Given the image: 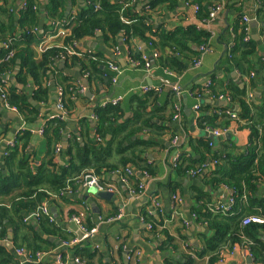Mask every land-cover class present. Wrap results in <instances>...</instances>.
<instances>
[{
	"label": "crops",
	"instance_id": "0c3cea01",
	"mask_svg": "<svg viewBox=\"0 0 264 264\" xmlns=\"http://www.w3.org/2000/svg\"><path fill=\"white\" fill-rule=\"evenodd\" d=\"M66 1L65 17L83 11L84 0ZM136 1L133 0V3ZM152 1L139 0L135 4V12H141L144 7L147 10L148 4ZM166 1V4H162L161 8H158L155 12L152 11L153 13L151 12L152 14L149 17V24L153 30L151 34H155L160 30L172 32L177 27L192 25L207 30L214 40L211 46L212 52L204 56L198 54L191 63L183 56L182 60L181 56L178 55L179 61L187 65V68L181 74L162 69L155 64L150 72L135 66L129 61L123 33H119L117 44L112 46V43H105L103 32L98 31L95 36L77 43V53L75 55H69V49L72 45L66 47V57L78 56L81 59V56L85 54H99L101 57L99 62L102 63V68L105 65H108L109 70L110 66L118 67L117 72L110 70L114 74L111 84L94 83L91 86L87 79L88 73H83L79 65H72L71 59L67 60L66 57L62 59L61 57L60 61L55 63L50 71V80L53 79L56 83L49 81L45 84L50 89V100L47 104L44 101L39 104L36 103L41 112L39 119L32 124L24 121L17 108L16 111L11 110L13 107L9 106L6 98H3V96H6L5 92L11 84L18 91H27L31 100L34 91L38 88L30 79L27 80L25 85L17 82L15 76L19 70L18 67H20L18 63L14 70L7 73L6 82H2L3 84L0 85V109L2 110L0 112V168H4L5 153L7 151L11 153L13 149L10 148V144L16 142V146L21 152L19 158L21 164L24 163V166H28L27 168L31 170L35 177L39 175L38 173L42 168H49L53 164H57V170L69 166L70 159L67 154H69L68 150L71 146L77 145L79 148H84L97 136V122L99 120L96 114L97 106L119 100L117 105L120 106L121 111L113 124L114 132L121 131L122 136L126 135L127 138H130L131 143L137 145L138 151H143V155L147 159V165L152 168L154 174L152 176L144 175L145 173H142L138 167L132 165L105 173L102 178L96 175L93 170H89L94 176L103 180L102 183L114 186L115 190L111 192L114 196L111 200L101 198L98 194L90 192V189L74 180V185H68V191L62 194L61 197H55V201L44 202V204H48V209L54 221L67 232L74 234L75 238H79L78 234H82V232L78 225L71 222V218L82 214V226L88 228L91 225L92 227L88 229H97V232L89 238V242L93 244L95 249L101 250L105 261L110 262V264H121L118 254L120 249L122 264H135L136 262H140V264H166L169 256L179 259L180 264H184L185 255L190 254L194 257L196 252L201 251L205 239L210 235L206 226L199 224L195 220V215H192L197 194L199 192L204 193L210 197L211 203L217 204L218 202L227 203L233 198V192L226 186L212 188L206 184L209 171L213 169H204L197 176H179L176 169L172 168L171 160L175 156V152L180 151L181 144L185 145V150L191 151V154L198 159L197 152L187 144V139H193L195 142L208 141V147L212 152L222 151L225 155L229 154L235 157L244 154L250 144L251 133L243 122L234 119L230 126L220 127V120L215 119L224 109L228 110L224 111L226 115L230 116V113L238 115V108H229V105L232 104L230 95L216 94L211 89L209 90L210 86L218 87L209 79L214 73H217L219 78L226 76L222 71L219 72L218 67L228 54L229 47L231 49L234 45L235 38L231 33L228 43L218 44V41L224 35L225 30L234 25L239 14L236 11L234 13L229 12L225 0H203L205 2L203 7L209 12L208 18L203 20L199 17V12L196 14L194 11V5L197 4L193 2L194 0ZM238 1L244 18H248L250 23L252 21L257 22V25H250V23L247 24L243 21L247 26L245 28L249 30L250 38L256 42V53L251 58L255 69L249 75H245L232 66L230 78L240 88L247 90L246 101L250 104H256L264 95V33L262 34L261 24L256 20L255 13L261 8L262 4L264 5V0ZM26 2L27 0H14L13 4L12 1H7L5 4V1L1 0L0 8H8V5L10 7L11 5L12 7L15 6L13 13L18 18L21 10L26 9ZM48 5L49 0H36L33 6V12L37 15L39 22L36 32L40 36L37 43L32 45L33 48H31L32 53L35 54V59H40L42 53L49 48L61 47L64 44L65 37L71 32V27L63 23L66 20H51L47 17L46 7ZM217 6H221L222 9L216 15L215 20L211 21V13L214 12ZM8 18L7 14L4 16L0 12L2 21L5 22ZM52 23L54 27L50 29ZM45 26H48L46 31H44ZM19 33L18 30L17 34ZM136 44L143 51V55H147L153 62L162 55L157 50L149 51V54L144 52L147 50V45L143 41L137 40ZM190 48L195 53L200 52L196 46ZM185 54L189 57L188 52ZM166 56L165 64L168 63L167 61L170 62L171 58L176 55L173 54L172 56V53H170ZM197 60H200L201 64L195 68L193 64ZM256 63L259 64L256 65ZM115 78H117V81L114 83ZM208 82H210V86L207 87ZM251 82H254V84ZM202 84L205 85L199 93L196 92L197 90L192 91L193 88ZM144 86L161 88V92L145 94L141 91ZM175 87L181 89V94L173 92ZM59 91L63 93V110H59L57 107ZM170 93H172L171 97ZM222 103H225V105L221 106ZM203 109L206 111L204 114ZM205 115L214 120L211 127L202 128L199 126L200 118ZM54 119L62 120L65 123L62 139L55 146L49 143L47 135H45L46 126ZM211 131H218L220 135L215 136ZM211 135L216 139H212ZM112 138V134H107L105 140L109 141ZM175 139L178 140L177 145L173 144ZM145 141L155 142L158 146L146 149L141 145ZM57 146H60V151H56ZM173 147L177 150L173 151ZM75 150L74 147L73 152ZM116 160L117 158L114 156L110 162L115 164ZM20 166V163L14 161L12 163L13 172L19 173ZM140 184L144 185L146 190L140 192L137 196H132V191L135 190L134 187ZM260 184L264 192V181ZM197 191L199 192L197 193ZM19 194V191H13L8 196H0V207H10L12 202L18 199ZM154 197H157L156 200L160 203L158 209L154 208L151 202ZM143 208H147L150 213L154 214L156 219L164 218V227H161V230L170 228V234L175 238L177 251L170 249L172 254L169 255V253L161 250V244L164 240L162 235L155 239H149L151 234L148 225L151 222L142 221L141 210H144ZM119 213L122 214L120 220L108 222L109 219ZM182 221L186 230L183 231L182 235H178L176 229L174 230L172 227H175L173 225L178 223H180V226ZM30 223L35 226L38 222L32 221ZM30 223L25 224L22 220L24 226L30 225ZM22 224L20 223V225ZM4 225L6 237L0 238V242L10 244L11 248L1 247L13 253L15 264H60L58 254L62 257V264H76V258L69 251V247L63 246L61 241H55V239L40 233L38 228L36 231L39 232L41 237L50 243H56L57 248L47 252V255L39 261L27 263L25 258L17 253V250L25 249L35 258L36 254L41 252L33 255L31 250L26 247V243L20 245L19 241L17 242L19 246L15 247L14 226L7 220ZM1 227L3 226L0 225V235L2 232ZM195 262V264H207L208 257L196 258ZM216 264L264 263L256 262L247 247L236 243L232 248L227 247L222 250L221 258Z\"/></svg>",
	"mask_w": 264,
	"mask_h": 264
},
{
	"label": "trees",
	"instance_id": "16d2710c",
	"mask_svg": "<svg viewBox=\"0 0 264 264\" xmlns=\"http://www.w3.org/2000/svg\"><path fill=\"white\" fill-rule=\"evenodd\" d=\"M1 1V0H0ZM12 1L14 0H2ZM85 5L82 12L70 14L65 17L66 0H49L47 8V17L51 20H66L71 27V32L65 37L64 44L61 47H52L42 53L40 59H35V54L32 53V45L37 43L40 38L36 32L39 26L37 15L33 6L36 0H27L26 9L21 10L20 15L16 18L13 13L15 6L0 8V12L8 19L2 21L0 19V42L8 41L9 48L0 47V85L5 79L8 72L14 70L17 66V61L20 60V67L16 74V80L23 85L27 80L33 81V84L38 88L34 91V96H29L25 90L18 91L12 84L5 92L7 101L10 106L16 107L22 114L24 121L32 124L40 117V110L37 104L44 101L46 104L50 100V89L45 85L50 80L51 67L60 61L62 56H66V47L74 43H80L86 38L95 36L98 31L103 32L106 44H117V36L119 33L124 34L125 43L127 45L128 55L136 61L142 60L143 51L137 46L136 41L140 40L146 43L147 50H157L161 57L154 61L156 66L168 71H174L181 74L186 68L178 57L182 56L190 61L194 60L200 52L195 53L190 47L196 46L200 49L201 46H212L213 38L207 30L199 29L196 26L177 27L174 31L160 30L155 34L152 31V26L149 24V17L162 4H166V0H153L148 4L147 10L144 9L136 13L133 0H84ZM171 1V0H170ZM226 7L229 12L236 11L239 15L232 27L225 30L224 35L218 41V44H226L229 42V36L233 33L235 43L229 47L228 54L220 62L218 70L225 73V77L219 78L217 73H214L209 79L213 84H217V88L210 86L213 93L229 94L231 97V105L229 108H238L237 120L243 122L245 127L250 130V144L248 150L240 156H232L224 154V152H212L208 147V141H197L187 139L189 146L198 154V159L191 154V151L185 150V145L181 144V160L176 168V173L179 176L186 177L191 169L200 168L205 164H210L216 161L213 170L209 171L206 178V184L212 188L226 186L233 192L235 205L233 207L232 216L222 213H215L209 210L211 203L210 197L204 193L197 194L196 204L192 210V215H195V220L205 225L210 235L203 243L201 251L192 255H185L184 264H195L196 258L208 257L207 264H216L221 258L222 250L232 248L235 244H242L250 250L254 260L259 263H264V224H250L243 226V220L249 216L264 217V192L261 182L264 181V95L259 99L258 103L250 104L246 101V89L240 88L230 78L232 66L237 68L245 75H249L255 68L252 65L251 58L256 53V42L250 38L248 42L245 38L248 34L243 23L244 15L241 13L240 2L238 0H225ZM35 2V3H34ZM200 7L199 17L203 20L208 18V13L204 6L203 0H194ZM213 6L215 4H212ZM5 6V5H4ZM208 8V7H207ZM153 11V12H152ZM201 11V15H200ZM209 11V10H208ZM152 12V13H151ZM256 20L261 24L262 34L264 33V5L255 13ZM58 22V21H56ZM55 23V22H53ZM53 23L50 29L53 28ZM48 26H45L46 31ZM20 31L17 34V31ZM9 52L14 53L12 60H6ZM176 55L165 64L167 54ZM188 52L189 57L185 54ZM179 55V56H178ZM171 56V55H168ZM78 56L66 57L71 59L72 65H79L83 73H88V80L92 86L94 83H112L114 74L109 70L108 65L101 67L99 62L100 55L85 54ZM247 64L248 66H246ZM259 63H256L258 65ZM246 66V68H245ZM217 70V71H218ZM254 84V82H251ZM203 85L193 88V92L199 93L203 89ZM205 88V86H204ZM195 90V91H194ZM151 94V93H150ZM172 93H170V97ZM34 102V103H33ZM37 103V104H36ZM227 108V109H229ZM226 109L216 116V120H220L221 126H230L232 116L226 115ZM232 110V109H231ZM120 106L108 103L105 107L97 106L96 114L98 115L97 136L92 139L84 148H79L77 145L68 150L70 165L63 167L60 170L56 169L57 164L51 165L49 168H42L38 176H34L24 163L21 164V152L18 146L11 150V153L6 158L4 168H0V196H8L13 191H19L17 200H14L9 206L0 207V225L3 226L0 238L6 237V228L4 222L7 220L14 226L16 237L15 247L26 243V247L31 250L33 255L37 252L45 253L57 248L56 243H50L43 239L40 233L48 236L55 241L70 242L75 238V235L67 232L58 223L51 222L48 217L42 216L37 225L24 226L22 220L25 215L35 211L44 202L55 201V197H61L62 194L68 191V185H74V180L79 178L85 172L93 170L96 175L102 178L105 173L117 171L119 168H126L128 165L136 166L142 173L152 176L154 174L152 168L147 165V159L143 155L142 150H137V145L130 142V138L126 135L122 136L121 131L114 132L113 124L117 120L120 113ZM228 111V110H226ZM203 114L206 112L202 110ZM214 120L210 116H203L199 120V126L202 128L211 127ZM65 127L64 121L55 120L49 123L45 129V135L51 145L57 144L62 139V131ZM214 128V127H212ZM243 128V126H242ZM112 134L113 138L106 141V135ZM76 143L75 139H73ZM185 141V142H186ZM77 144V143H76ZM144 148L148 149L152 146H158L155 142H142ZM74 147L76 148L73 152ZM177 148L173 147V151ZM117 160L112 164L110 160L113 157ZM17 161L20 163L19 173H14L12 163ZM25 162V161H24ZM131 178V177H130ZM101 182L103 180H100ZM140 182V181H139ZM138 182V183H139ZM260 185V186H259ZM138 186L134 187L138 190ZM211 203V204H210ZM144 209V208H143ZM147 209V208H145ZM141 210V216L145 221L151 222L153 227L150 229L151 237L155 239L162 235L164 238L161 244V250L165 253H170V249L177 251L175 246V238L170 234V228L164 227V218L156 219L154 214L149 210ZM169 217V215H168ZM20 223L22 225H20ZM174 224L172 227L182 235L186 230L183 221ZM119 226V225H118ZM92 226L89 225L88 228ZM38 228V231L36 229ZM31 233V234H30ZM184 238V237H183ZM69 251L73 256L84 264H110L105 261L104 255L100 249H95L89 240L80 242L77 245L69 247ZM121 264L122 253L121 249L118 252ZM15 257L11 251L0 246V264H15ZM115 264V263H113ZM135 264H140L136 262ZM166 264H180L179 259L169 256Z\"/></svg>",
	"mask_w": 264,
	"mask_h": 264
},
{
	"label": "built area",
	"instance_id": "2783aa9c",
	"mask_svg": "<svg viewBox=\"0 0 264 264\" xmlns=\"http://www.w3.org/2000/svg\"><path fill=\"white\" fill-rule=\"evenodd\" d=\"M222 7L221 6H217V8L214 10V12L211 13V21L215 20L216 18V15L221 11ZM200 8H199V5L195 4L194 5V11L195 13L197 14L199 12ZM243 21L247 24L250 23V20L248 18H243ZM63 23L67 26H70L68 22L66 21H63ZM247 30V28H246ZM249 30H247L248 32ZM250 40V36H249V33L247 34L246 38H245V41L248 42ZM1 43V48H9V42L8 41H3V42H0ZM76 49H77V43L72 45V47L69 49V55H75L77 52H76ZM200 54L202 56L206 55V54H209L212 52V48L210 46H201L200 49ZM66 56H62V59H64ZM14 58V53L13 52H9V54L7 55L6 57V60H12ZM129 61L134 64L135 66L137 67H140V68H143L145 69L147 72H150L151 69L153 68V65H154V62L147 56V55H142V60L141 61H136V60H133L130 56H129ZM201 64V61L200 60H197L196 62H194L193 66L195 68L199 67ZM110 70H113V71H118V67L116 66H110ZM10 73V72H8ZM119 73V72H118ZM6 79H7V75L5 77V79L2 81L3 83L6 82ZM117 81V78L114 79V83ZM206 86H210V82H208L206 84ZM141 91L145 94L147 93H159L161 92V88H155V87H147V86H144L141 88ZM174 93L176 94H181V89L180 88H177L175 87L174 90H173ZM3 98L5 99L6 96H3ZM7 99V98H6ZM119 102V100H116V101H113L111 102L110 104H113V105H117V103ZM108 103H104L102 104V107H105ZM10 106V105H9ZM7 105V108L9 107ZM57 107L59 108V110H63V107H64V103H63V93L62 91H59L58 93V97H57ZM198 108V106L196 107V109ZM13 111H16V107H13V109H11ZM232 118L237 120V115L236 114H233V113H230ZM212 134H214L215 136H219L220 133L218 131H211ZM173 144L174 145H177L178 144V140L175 139L173 140ZM10 148H14L16 146V142H13L10 144ZM61 148L60 146H57L56 147V151H60ZM10 155V151H7L5 153V157H8ZM180 160H181V151H176L175 152V156L173 157V159L171 160V165H172V168L173 169H176L178 164L180 163ZM216 161L210 163V164H205L203 165L202 167L200 168H195V169H191L189 172H188V175L189 176H197L198 174H200L204 169H213L216 165ZM144 175H147L146 173ZM75 181L81 185H83L85 188L87 189H91V188H96L99 192H108V193H111V192H114V186L111 185V184H104L100 181L99 178H97L96 176H94V174L90 171L84 173L83 175H81L79 178L75 179ZM146 190V187L142 184H140L138 186V190H133L132 191V196H137L140 192L142 191H145ZM157 197H154L151 199V202L153 204V207L154 208H159L160 207V203L156 200ZM235 205V201H234V198H231L227 203H223V202H218L217 204H212L209 206V210L211 212H215V213H222L224 215H230L232 213V210H233V207ZM232 215V214H231ZM42 216H45V217H48L49 220L51 222H54V218L51 216L50 214V211L48 209V204L47 203H43L41 206H39L35 212L27 215L24 219H23V222L26 224V223H30L32 221H36V222H39L40 218ZM122 218V214L119 213L117 215H115L113 218L109 219V223L111 222H115V221H118ZM82 219H83V215H79V216H73L71 218V222L72 223H75L76 225L79 226L80 228V231L82 232L83 234V237L81 239L79 238H75L73 239L72 241L70 242H62V245L65 246V247H70V246H74V245H77L79 244L80 242L82 241H85V240H89V238L95 234L97 232V229H88L87 227H84L82 226ZM141 219L142 221H145V218L143 216H141ZM250 224H259V225H263L264 224V217H261V216H249L248 218H246L245 220H243V226H247V225H250ZM152 225L149 224L148 225V229H152ZM17 253L19 255H22L26 262L27 263H32V262H35V261H39L40 259H42L45 255H47V252L46 254L45 253H37L36 254V258L31 256L25 249H19L17 250ZM58 262L60 264H62V257L58 254ZM76 264H83L81 263L78 259H76Z\"/></svg>",
	"mask_w": 264,
	"mask_h": 264
},
{
	"label": "water",
	"instance_id": "95a60500",
	"mask_svg": "<svg viewBox=\"0 0 264 264\" xmlns=\"http://www.w3.org/2000/svg\"><path fill=\"white\" fill-rule=\"evenodd\" d=\"M250 25H257V22L256 21H252L250 23ZM17 63H18V65H20V61H17ZM18 69H19V67H18ZM222 105H225V103H222L221 106ZM1 111L2 110L0 109V112ZM228 137H229V134H228ZM211 138L212 139H216L213 135H211ZM89 191L98 194V196H100L101 198L106 199V200H111L113 198V196H114L113 193L99 192L96 188H91ZM78 235H79V239H81L83 237L82 234H78ZM0 246H6L8 248H11L10 244H3L1 242H0Z\"/></svg>",
	"mask_w": 264,
	"mask_h": 264
}]
</instances>
